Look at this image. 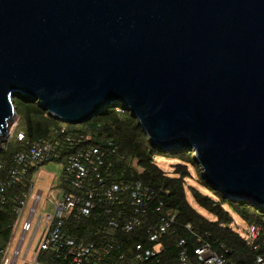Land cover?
<instances>
[{
    "label": "water",
    "instance_id": "95a60500",
    "mask_svg": "<svg viewBox=\"0 0 264 264\" xmlns=\"http://www.w3.org/2000/svg\"><path fill=\"white\" fill-rule=\"evenodd\" d=\"M23 95L70 125L122 103L264 207V0H0V149Z\"/></svg>",
    "mask_w": 264,
    "mask_h": 264
},
{
    "label": "trees",
    "instance_id": "16d2710c",
    "mask_svg": "<svg viewBox=\"0 0 264 264\" xmlns=\"http://www.w3.org/2000/svg\"><path fill=\"white\" fill-rule=\"evenodd\" d=\"M14 106L17 131L23 133L24 140L18 142L10 138L2 145L0 181H4L8 170L15 167L14 156L17 153L27 152L30 145L43 140L55 148L58 160L53 162L59 164H64L65 158L78 149L97 147L104 154L102 165L98 168L99 175L89 170L81 189H73L62 173L56 188L86 197L89 190L103 191L112 185L139 182L152 192V199L140 217V225L132 232L125 233L108 226L110 220L121 223L126 221L131 212L128 196L122 193L119 201L115 202L94 199V206L87 217L79 220L71 217L66 220L62 228L65 237L95 245L105 242L115 244L109 258L112 264H117L118 254L128 261L135 254L138 244L144 249L152 248L154 244L147 239V228L158 224L162 217L175 214L173 225L159 240L163 250L158 256V263L150 260L139 264H178V255L183 247L187 248L191 258V251L204 242L211 246L214 253L223 256L228 264H254L256 257L264 259V207L249 201L229 199L212 188L204 180L193 150L179 148L164 152L153 147L137 119L122 103L110 102L96 117L80 125L60 121L47 113L40 104L23 95L15 96ZM79 135L88 136L89 140L78 143L76 138ZM69 137H73L74 142L67 141ZM156 158L178 162L173 165L172 175L159 168ZM189 167L198 176L201 187L210 195L185 184V180L191 177ZM38 169L28 170L2 194L5 202L0 203V246L7 240L14 219L10 198L28 192ZM187 193L196 206L213 219L201 215L190 205ZM160 204V210L156 211ZM230 213L246 226L259 228V236L253 245H248L231 228L233 218ZM186 225L190 227L189 230L185 229ZM180 239L185 242L182 247L178 244ZM53 257L43 256L40 261L52 263Z\"/></svg>",
    "mask_w": 264,
    "mask_h": 264
},
{
    "label": "built area",
    "instance_id": "2783aa9c",
    "mask_svg": "<svg viewBox=\"0 0 264 264\" xmlns=\"http://www.w3.org/2000/svg\"><path fill=\"white\" fill-rule=\"evenodd\" d=\"M17 127L16 119L10 125L8 137L21 142L24 140V135L21 131H17ZM76 139L81 143L88 141L89 137L79 135ZM67 141L74 142V138L69 137ZM103 158L104 154L97 147L74 150L65 158L64 164H61L62 174L73 189H81L89 170L98 174ZM56 160L58 154L55 148L43 140L30 145L27 152L17 153L14 156L15 167L8 170L4 181H0V203L5 202L3 192L15 185L28 170L40 168L45 163ZM33 184L34 180L28 192L10 198L13 203L14 219L7 240L0 246V264H112L109 256L115 244L105 242L95 245L75 242L62 233L65 221L71 217L76 220L87 217L94 206V199L115 202L119 201L120 194L126 193L131 209L129 216L122 223L110 220L108 226L129 233L139 227L140 217L145 213L147 204L152 199V192L136 182L132 185H112L103 191L89 190L86 197L53 187V190L47 191L41 205L43 192L38 189L33 190ZM160 206L161 204L156 211L160 210ZM174 220L175 214H168L162 217L158 224L149 226L146 235L154 246L144 249L138 244L135 247V254L128 261L123 255L118 254L117 264H139L150 260L158 263V256L163 250L159 240L171 228ZM189 228L188 225L185 226V229L189 230ZM17 230L18 234L15 235ZM259 233L258 227L247 226L242 238L248 245H253ZM178 244L182 247L185 242L180 239ZM191 252L190 258L187 248L183 247L178 255V264H228L223 256L214 253L211 246L205 242ZM47 255L54 256L52 263L40 261L41 257ZM254 264H264V259L256 257Z\"/></svg>",
    "mask_w": 264,
    "mask_h": 264
},
{
    "label": "rangeland",
    "instance_id": "374dc122",
    "mask_svg": "<svg viewBox=\"0 0 264 264\" xmlns=\"http://www.w3.org/2000/svg\"><path fill=\"white\" fill-rule=\"evenodd\" d=\"M9 139L10 138L7 137L5 139V142ZM177 163L178 162L176 160H172V159L156 158V164L159 166V168H161L164 172L170 175H172V172H173V165ZM189 170L191 172V177L185 180L186 181L185 184L187 186H192V187L197 188L203 194L210 195L208 191H206L205 189L201 187L200 183L198 182L199 178L195 174L194 170L190 167H189ZM60 173H62V165L57 162H48L44 164L43 166H41L35 173L33 177L34 184H35V185L33 184V190L38 189L43 192L41 205L43 204L45 195L47 193L49 182H51V179L53 178V176H59ZM187 199L190 205H192L201 215L207 217L208 219H213L205 211H203L201 208L196 206V204L193 202L189 193H187ZM230 214L233 218V223L231 225V228L234 231H236L241 237H244L246 230H247V226L236 215L232 213ZM17 234H18V230L16 231L15 235Z\"/></svg>",
    "mask_w": 264,
    "mask_h": 264
},
{
    "label": "crops",
    "instance_id": "0c3cea01",
    "mask_svg": "<svg viewBox=\"0 0 264 264\" xmlns=\"http://www.w3.org/2000/svg\"><path fill=\"white\" fill-rule=\"evenodd\" d=\"M60 176H61V173H60L59 176H53V178L51 179V182H49L48 190H49V189H51V190L54 189L53 187H55V185L57 184V182H58ZM48 190H47V191H48Z\"/></svg>",
    "mask_w": 264,
    "mask_h": 264
}]
</instances>
